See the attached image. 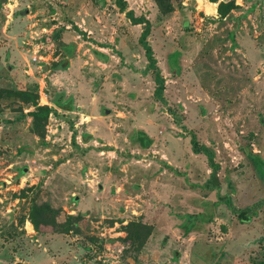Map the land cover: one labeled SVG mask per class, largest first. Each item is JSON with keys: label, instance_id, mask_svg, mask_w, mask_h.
Returning a JSON list of instances; mask_svg holds the SVG:
<instances>
[{"label": "rangeland", "instance_id": "rangeland-1", "mask_svg": "<svg viewBox=\"0 0 264 264\" xmlns=\"http://www.w3.org/2000/svg\"><path fill=\"white\" fill-rule=\"evenodd\" d=\"M124 3L0 0V264H261L264 0ZM44 203L81 231H37Z\"/></svg>", "mask_w": 264, "mask_h": 264}, {"label": "trees", "instance_id": "trees-1", "mask_svg": "<svg viewBox=\"0 0 264 264\" xmlns=\"http://www.w3.org/2000/svg\"><path fill=\"white\" fill-rule=\"evenodd\" d=\"M211 2L216 3L217 0H211ZM117 3L122 11L126 10V4L124 3V0H117ZM234 6V3H220L218 7V12L221 17L225 18L229 14V12L234 9ZM128 16L132 18L135 24L146 25V29L141 35V43L145 48L150 68L155 73V80L158 85L156 95L161 98L165 90V80L162 77L160 70L157 66V60L155 59L154 52L147 41V38L150 34L151 25L144 18H135L132 12H129ZM8 93L11 96H16L20 98H25L28 96L26 92L21 91H12ZM31 115L33 117L34 130L39 132L42 128L46 127L51 115V108L49 106L37 105L36 111L32 112ZM192 145L195 153L204 154L205 156H207L211 167L216 171L218 169V165L214 162V153L209 148H207V146H200L195 136H193L192 138ZM245 214L246 212H242V214L240 215L245 216ZM31 220L35 229L39 232L53 231L55 233H79L81 229L78 224L81 220H83V218L81 216H67L66 220L59 221L58 212L53 209L49 204L44 203L42 205L34 206L31 214ZM127 230L129 232L128 239L135 244V247L137 249L141 250L146 244L147 239L151 234V229L143 224H139L138 226L134 225L133 227H129ZM261 264H264V261Z\"/></svg>", "mask_w": 264, "mask_h": 264}, {"label": "bare ground", "instance_id": "bare-ground-1", "mask_svg": "<svg viewBox=\"0 0 264 264\" xmlns=\"http://www.w3.org/2000/svg\"><path fill=\"white\" fill-rule=\"evenodd\" d=\"M29 227H30V229H32L30 225H29Z\"/></svg>", "mask_w": 264, "mask_h": 264}]
</instances>
